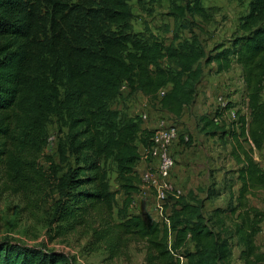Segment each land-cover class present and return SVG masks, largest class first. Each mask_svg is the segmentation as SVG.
<instances>
[{
	"label": "trees",
	"instance_id": "16d2710c",
	"mask_svg": "<svg viewBox=\"0 0 264 264\" xmlns=\"http://www.w3.org/2000/svg\"><path fill=\"white\" fill-rule=\"evenodd\" d=\"M203 10L194 0L168 14L180 20ZM131 17L127 0H0V174L7 189L30 196L48 185L56 193L50 221L64 232L83 230L89 252L103 249L114 258L134 243L145 252L144 264H229L235 241L240 259L252 264L264 220V211L250 202L264 191V167L254 159V151L264 148V0L249 2L230 47L209 51L192 44L181 51L154 37L146 42L122 28L109 30L127 28ZM233 61L247 113L236 110L228 126L211 114L198 119L203 133L230 145L234 166L223 172L221 187L212 180L201 198L192 190L168 191L169 213L161 222L131 212L132 194L140 191V147L150 149L156 129L109 102L126 84L130 94L156 101L179 119L195 102L205 68L214 63L219 73ZM161 89L168 90L158 97ZM51 117L63 137L57 161L45 169L40 155ZM108 162L124 194L118 207ZM223 195L224 206L206 208ZM0 264L75 263L42 246L2 240Z\"/></svg>",
	"mask_w": 264,
	"mask_h": 264
},
{
	"label": "rangeland",
	"instance_id": "374dc122",
	"mask_svg": "<svg viewBox=\"0 0 264 264\" xmlns=\"http://www.w3.org/2000/svg\"><path fill=\"white\" fill-rule=\"evenodd\" d=\"M194 0H127L132 17L127 21V28L109 25V30L116 31L122 28L125 33H131L135 39L149 42L153 37L164 44L172 45L178 50H184L188 44L201 47L209 51L218 44L230 47V40L240 35L238 30L239 19L248 11L251 0H199L203 7V14L186 15L180 20L173 19L168 13L176 5H183ZM210 66V65H209ZM207 66L205 71L208 69ZM234 89V88H232ZM62 91V90H61ZM234 91L242 93L236 87ZM231 89H224L221 93H214L212 100L203 101L197 98L195 102L186 108L179 119L170 117L163 112L158 103L149 100L141 94L131 96L123 92V101L112 100L110 107L121 108L126 115L140 116L143 127L159 128L161 126H174L181 133L178 140L171 147V155L174 166L171 171L168 185L170 190L180 193L195 191L199 198L204 196L205 188L212 180L216 186L221 187L223 172L234 166V161L229 156L230 145L220 135L210 136L199 128L198 119L202 115L213 113L217 108V98L222 96L226 101L231 95ZM230 93V94H229ZM121 103V104H120ZM235 106L237 101H228ZM146 115L143 117V115ZM47 145L40 155V162L46 169L49 160L57 161V142L63 137V132L58 129L55 119L49 118L45 126ZM254 159L264 167V148L255 151ZM107 178L112 190H116L117 207L122 204L123 195L117 189L115 178V166L107 164ZM149 166L139 171L141 177ZM211 174V176L209 175ZM141 182V180H140ZM143 191L142 189L140 192ZM144 200L153 209L144 211L146 215L158 221H164L169 213L167 202L161 203L156 199L154 189H145ZM135 198L136 203L142 201ZM56 193L48 185L40 192L29 195L15 193L7 189L0 174V241L9 240L24 246H42L47 250L63 253L75 264H144L145 252L141 245L130 244L127 253L110 258L107 252L100 249L89 252L86 249L88 235L83 230L64 232L56 223L50 221L53 199ZM227 195L219 199L206 202V208L224 206ZM152 200V203H151ZM252 205L264 211V191H260L255 198H250ZM133 206V207H132ZM132 208L136 206L132 203ZM131 210V209H130ZM115 209V213H116ZM259 256L252 264H264V220L261 230L255 237ZM232 241V252L229 264H245L240 259V249Z\"/></svg>",
	"mask_w": 264,
	"mask_h": 264
},
{
	"label": "built area",
	"instance_id": "2783aa9c",
	"mask_svg": "<svg viewBox=\"0 0 264 264\" xmlns=\"http://www.w3.org/2000/svg\"><path fill=\"white\" fill-rule=\"evenodd\" d=\"M166 90L168 89H161L158 97H162ZM217 100V108L210 117L216 124L228 126L230 122L236 120V109L229 106L228 101H225L222 96H218ZM145 116L144 114L143 117ZM178 137L177 127L161 126L156 128L152 138V146L142 155L149 168L140 177V187L144 190L154 189L156 199L161 203L166 202L167 192L170 189L168 179L174 166L171 147ZM184 262L185 260H183Z\"/></svg>",
	"mask_w": 264,
	"mask_h": 264
},
{
	"label": "crops",
	"instance_id": "0c3cea01",
	"mask_svg": "<svg viewBox=\"0 0 264 264\" xmlns=\"http://www.w3.org/2000/svg\"><path fill=\"white\" fill-rule=\"evenodd\" d=\"M214 68H215V64L212 63L208 67V69L205 71L204 78L198 87V93H197L196 99L202 98L203 101H205L207 99L206 97H209L207 100H212L213 99L212 95L214 93L219 94V93H221L222 90L224 91V89H226V90L231 89L232 92H230L231 95L227 98V101H230V100L231 101H237L236 105L233 107L236 110H240L241 112L247 113V103H246V98L244 95L243 81H242V78L240 76V67L236 63H234V61H233L231 67L228 70H225V71H222L219 73H215ZM236 87L240 88V90H241L240 91L242 93L241 99H240V95L238 97L239 92L234 91V89H236ZM232 88H234V89H232ZM123 92H125L126 94H130L129 88L126 84H124L122 86V89H121L122 96H120L118 98V101L124 100V98H122ZM138 94L139 93L130 94V95L136 96ZM262 99L264 101V92L262 94ZM118 109H121V108L119 107ZM224 139H227V138H224ZM140 153L143 155V153H144L143 147H140ZM254 157L256 158L255 151H254ZM146 166H147V163L143 160V158H141L140 162L138 163V165L136 167L137 174H139L138 172L141 171V169H144ZM141 189L142 188L140 187V190ZM142 190L145 191L144 189H142ZM143 191H141V192L138 191L137 193L132 194V199H133L132 203L134 206H136V208H132L133 207L132 206L130 208L131 209L130 211L133 213H140V214H143L145 216L146 211H144V210L148 209V208L153 209V207L155 208L156 205L152 207L150 204H148L144 200L143 195L145 194V192H143ZM121 195H123V198H124L123 192H121ZM138 195H139L138 198H140L142 201H139L137 204L135 201V198ZM151 203H152V200H151ZM184 264H187L186 261L184 262Z\"/></svg>",
	"mask_w": 264,
	"mask_h": 264
}]
</instances>
